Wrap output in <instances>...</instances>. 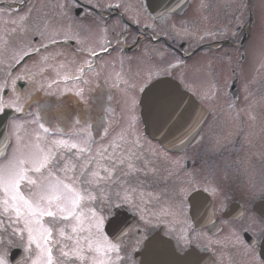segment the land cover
Segmentation results:
<instances>
[{
	"label": "flooded vegetation",
	"instance_id": "af4514ba",
	"mask_svg": "<svg viewBox=\"0 0 264 264\" xmlns=\"http://www.w3.org/2000/svg\"><path fill=\"white\" fill-rule=\"evenodd\" d=\"M222 6L223 0H188L180 13L164 10L155 14L149 0H68V36L48 41L43 38L42 42L49 46L34 57L50 51L51 59L56 53L59 58L62 55L57 49L67 52L65 82L76 86L55 99L54 92L42 97L38 83L37 90H29L33 95L31 104L14 105L24 111H15L9 119L8 131H13L17 123L13 120L24 121L27 117L36 122L42 117L49 127L61 130H94L93 154L109 144L119 145L115 149L117 157L126 156L124 148L139 152V180L133 181L138 210L122 209L121 217L127 220L130 231L118 241L131 247L134 264H138L136 250L156 230L169 237L181 254L197 249L210 257V264H253L251 256L261 257L264 106L257 102L249 107L248 100L262 93L264 79L255 78L244 87L237 68L244 41L243 36L235 37L241 28L233 30L227 25L216 30ZM34 41L39 48L41 38ZM93 51L98 55H92ZM29 62L14 72L11 69L17 62L8 73L1 72V80L9 86L5 96L15 98L12 95H22L30 88L32 82L22 74ZM52 64L56 66L49 61L40 70V77L53 74ZM150 75L151 81L162 76L177 79L182 89L205 108L197 135L190 138V133L184 131L187 138L178 141L175 150H168L150 137L142 121L130 137L120 139L119 134L128 130L130 122L120 123L117 102L115 106L111 99L117 101L123 93L140 97L139 87L149 81ZM17 77L13 91L11 82ZM132 85L135 91L130 90ZM81 90L82 95H77ZM79 97L86 100L80 103ZM6 107L15 110L13 106ZM73 118L80 123L72 124ZM137 138L142 147L131 143ZM110 191L118 189H105L106 194ZM191 193L199 194L193 202L189 200ZM176 213L181 215L180 222L173 221ZM141 215L150 218L151 223L137 243L129 236L140 227L137 221ZM186 219H190L196 236L180 229ZM251 233L256 234L258 243L250 248L254 239ZM182 234L187 241L180 239Z\"/></svg>",
	"mask_w": 264,
	"mask_h": 264
},
{
	"label": "snow or ice",
	"instance_id": "6c2138e0",
	"mask_svg": "<svg viewBox=\"0 0 264 264\" xmlns=\"http://www.w3.org/2000/svg\"><path fill=\"white\" fill-rule=\"evenodd\" d=\"M32 35L34 39L41 38L40 47L34 48L33 52L39 54L41 48H48L49 45L42 42V32ZM206 38L201 37L202 40ZM31 55L32 52L21 49L15 56L16 62ZM92 55L98 53L93 51ZM17 79L19 77L11 82L13 91ZM150 81L151 75L149 81L139 87L146 101L137 100L135 96L126 100L131 116L128 130L119 134L122 141L132 135L139 123L135 113L141 105L147 109L158 131L169 124L180 123L184 118L183 99L162 80ZM8 87L7 81L0 83V112L6 107L3 100ZM130 90L135 91L136 86H130ZM82 91L76 94L82 95ZM17 100L7 106L16 105ZM15 111L23 112L24 109L16 106ZM191 118L189 116L188 120ZM22 127L20 123L13 125V132L17 133L16 145L12 155L0 163V264H12L13 248H22L28 253L16 264H134L131 255L121 259L120 253L126 251L127 245L118 241L130 231L127 220L121 217L122 209L138 210L137 188L133 187V181L139 180V152L124 148L126 156L117 157L115 149L119 145L109 144L93 154L91 137L94 130L77 133L80 138L72 140L49 139V136L55 137V133L44 123L38 125L43 134L38 131L34 137L32 134L22 137L18 134ZM107 134L105 129L104 135ZM131 143L140 146L138 138ZM6 147L7 137L5 145L0 147V157L5 155ZM69 159L74 162L67 163ZM105 189L118 191L106 194ZM137 223L140 227L129 240L135 238L139 243L141 232L151 219L141 215ZM251 235L254 239L250 248L258 243L256 234ZM180 239L187 241L183 234ZM260 242H264V233ZM253 264H264V257L255 259Z\"/></svg>",
	"mask_w": 264,
	"mask_h": 264
},
{
	"label": "rangeland",
	"instance_id": "374dc122",
	"mask_svg": "<svg viewBox=\"0 0 264 264\" xmlns=\"http://www.w3.org/2000/svg\"><path fill=\"white\" fill-rule=\"evenodd\" d=\"M1 1H9L12 3L11 7H6ZM14 3V4H13ZM223 13L220 17L216 18L218 21L215 23L216 30L224 29L227 25H230L233 30L239 25L241 29L235 37H242L244 31L248 32L245 37V44L243 46V56L242 61H238L237 66L239 72L241 73L242 81L244 87L247 86L248 82H252L255 78L264 79V0H223V6L221 7ZM24 17V20H21ZM75 25V23H73ZM250 27V28H249ZM42 32L44 40H53L55 38H61L68 36V0H0V75L2 71L8 73L9 69L16 63L15 56L21 49H27L29 52L33 51L37 47V43L34 41L33 33ZM21 33V37L17 35ZM27 33V34H26ZM31 42V46H29ZM62 57H58V54H52L50 51L40 54L37 57L32 58L23 70L24 75H27L32 82L30 88L28 87L25 92L21 94L4 96V104L7 106L11 101L17 100L16 104L23 103L21 105L29 106L32 102L33 95L31 96V91L37 90L39 83L42 97L45 93H53L55 99H60L66 94L68 88H75L76 85H69L65 82L66 76L68 74V53L61 52L62 49H57ZM47 57L45 60L44 58ZM49 61H54L56 66H53V74L49 77H40V70L46 66ZM64 61H67L66 63ZM64 63V64H62ZM57 79V81H56ZM4 81L0 78V83ZM58 82V83H57ZM56 83V84H55ZM264 83V81H263ZM68 85V86H67ZM252 86V85H251ZM249 90L254 88V84ZM45 87V88H44ZM134 94L123 93L120 97L111 99V104L114 103L116 106V111L120 120V123L130 122L131 113L128 110L126 100L133 97ZM137 100L140 99L139 96H135ZM81 99V100H80ZM80 103L86 99L78 98ZM64 101H66L64 99ZM259 102L260 105L264 106V86L262 93L255 95V98H249L248 106L250 104ZM14 107V106H13ZM15 108V107H14ZM43 110V108H42ZM139 122L141 121V116L138 111V107L135 113ZM28 119L13 120L23 125L20 132V136H26L28 134H34L38 131L42 133L39 129V123H44L45 127H48L52 133H55V137L52 138H71L72 140H78L80 137L77 133L79 131L75 129L71 130H61L57 127L51 128L46 124V121L41 117L40 121L33 119L32 117H27ZM35 121V122H34ZM72 124H77V120L73 118ZM10 142L7 146L5 155L0 158V163L5 162L13 152V148L16 145V135L12 129H9ZM71 164L73 161L69 159L66 161ZM181 215L176 213L173 216L174 222H180ZM7 223V221H5ZM182 225L180 229L184 233H189L190 235H197V232L191 227L190 219L182 220ZM2 227V226H0ZM11 231V227H9ZM131 247L127 246L125 252L120 253L121 259H127L131 254L129 251ZM24 256L28 253L24 252ZM55 255V253H54ZM132 256V255H131ZM260 258L257 254L256 257L251 256V259L255 260ZM115 260V255L112 257ZM254 260L252 262H254Z\"/></svg>",
	"mask_w": 264,
	"mask_h": 264
},
{
	"label": "water",
	"instance_id": "95a60500",
	"mask_svg": "<svg viewBox=\"0 0 264 264\" xmlns=\"http://www.w3.org/2000/svg\"><path fill=\"white\" fill-rule=\"evenodd\" d=\"M149 3L151 4L152 9L157 10L165 8L172 11H182L186 6V0H149ZM33 54L35 53H32V55ZM31 56H26L15 66L14 69H16ZM158 80H162L166 87L175 91L178 96L183 99L184 104L182 105V108L186 107L184 118L180 123L175 125L169 124L164 130L158 131L157 126L153 124L151 118L149 117L147 109L142 105L144 121H147L145 124L150 132L156 134L159 138L170 144V147L178 148V141H180L182 138H187L186 135H183L184 131L190 133V135H188L190 138H193L197 135L199 125L203 121L204 110L202 109L200 103L191 94L181 89L179 83L176 80L170 77H163L159 78ZM142 99H145L146 101L144 94ZM12 114L13 111L11 109H5L4 112L0 113V147L5 145L6 137L8 142L7 122L9 116ZM189 116L192 117L190 121L188 120ZM197 197L198 196L195 198ZM195 198L192 201H194ZM146 241L147 242L144 243L142 249L137 253L139 264H209L208 257L204 255L202 256V254L196 252L198 250H190V253H187L183 256L178 254L173 242L163 236L161 231H156ZM261 254L264 257V242L262 245ZM21 256H23L22 252L19 249H16L11 256L12 262L16 264V261L19 260Z\"/></svg>",
	"mask_w": 264,
	"mask_h": 264
}]
</instances>
